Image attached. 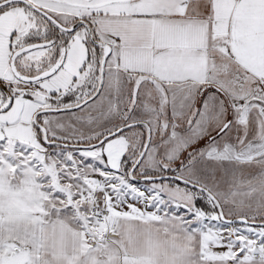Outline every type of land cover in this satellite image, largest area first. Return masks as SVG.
<instances>
[{"label": "snow or ice", "instance_id": "obj_1", "mask_svg": "<svg viewBox=\"0 0 264 264\" xmlns=\"http://www.w3.org/2000/svg\"><path fill=\"white\" fill-rule=\"evenodd\" d=\"M0 264H264V0H0Z\"/></svg>", "mask_w": 264, "mask_h": 264}]
</instances>
